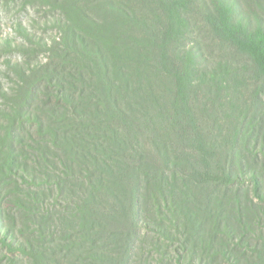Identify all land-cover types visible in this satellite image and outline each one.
<instances>
[{"label": "trees", "instance_id": "16d2710c", "mask_svg": "<svg viewBox=\"0 0 264 264\" xmlns=\"http://www.w3.org/2000/svg\"><path fill=\"white\" fill-rule=\"evenodd\" d=\"M46 1L57 38L11 100L35 145L0 140V264H264V192L239 174L264 139V22L239 0Z\"/></svg>", "mask_w": 264, "mask_h": 264}, {"label": "rangeland", "instance_id": "374dc122", "mask_svg": "<svg viewBox=\"0 0 264 264\" xmlns=\"http://www.w3.org/2000/svg\"><path fill=\"white\" fill-rule=\"evenodd\" d=\"M51 9H54L53 6L46 0H0V140L6 139L7 131L12 130L14 141L17 135L20 137L21 143L17 147L21 148L27 155L30 154L31 146L35 145V142L27 136L28 134L24 133L25 130L29 133L31 128L27 126L25 118H20V114H18L19 117L15 118V103H12L11 100L16 98L15 90L20 77L18 72H28L34 65L44 63V57L50 44L57 38L56 35L59 32L58 19L62 18V14ZM238 9V12L250 17L253 25L264 22V2L239 0ZM243 19L248 21L246 17ZM196 44L202 48L201 52L206 60L210 62L219 60L221 52L210 49V47L204 48L203 37L198 32L193 31L187 41V48ZM261 99L259 118L263 117L261 108H264V97ZM28 110L31 111L29 107ZM26 111L27 109L23 111L24 116ZM12 118L17 119L14 123L15 128L11 125ZM259 126L264 136L263 120ZM255 145L258 149L255 154L256 161L253 155L251 159L254 164L249 160H243L242 163L247 168L245 171L240 170L239 174L246 181L247 190L251 186L247 180L253 175L258 177L261 190L264 192V139ZM32 161L34 160H28V156H21L19 162L23 163L26 173L23 170L17 171L22 174L23 179H30L32 175L41 177L42 171L38 168L36 170ZM16 183L18 184V182ZM17 189L19 188L13 181L5 185L3 197L7 205H11L8 203L9 200L15 203ZM21 189H25V186H22Z\"/></svg>", "mask_w": 264, "mask_h": 264}]
</instances>
